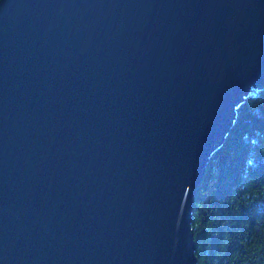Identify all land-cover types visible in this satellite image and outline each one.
Here are the masks:
<instances>
[{
	"label": "water",
	"instance_id": "water-1",
	"mask_svg": "<svg viewBox=\"0 0 264 264\" xmlns=\"http://www.w3.org/2000/svg\"><path fill=\"white\" fill-rule=\"evenodd\" d=\"M264 86V0H0V264H194L212 151Z\"/></svg>",
	"mask_w": 264,
	"mask_h": 264
},
{
	"label": "trees",
	"instance_id": "trees-1",
	"mask_svg": "<svg viewBox=\"0 0 264 264\" xmlns=\"http://www.w3.org/2000/svg\"><path fill=\"white\" fill-rule=\"evenodd\" d=\"M194 264H264V86L235 108L198 186Z\"/></svg>",
	"mask_w": 264,
	"mask_h": 264
}]
</instances>
